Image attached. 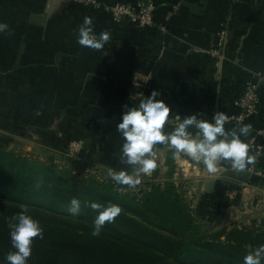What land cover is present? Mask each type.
<instances>
[{"label":"crops","instance_id":"0c3cea01","mask_svg":"<svg viewBox=\"0 0 264 264\" xmlns=\"http://www.w3.org/2000/svg\"><path fill=\"white\" fill-rule=\"evenodd\" d=\"M97 1L109 6L140 0ZM149 1L155 7L151 23L139 27L116 24L74 0H0V23L9 26L0 33V148L12 147L8 134L15 147L43 153H61L81 140L83 154L120 166L116 123L123 107L157 90L170 115L211 119L222 111L226 129L251 126L241 139L252 157L256 147L261 152L243 172L221 162L210 175L203 164L190 167L187 157L173 158L166 144L154 146V171L170 168L174 180H189L191 196L204 201L202 212L212 224L217 217L223 225L255 219L264 228V140L255 133L264 129V83L254 114L243 122L235 120L234 104L264 70V0ZM85 16L97 34L109 32L103 49L77 43ZM218 47L216 58L210 52ZM174 123L170 119L165 130Z\"/></svg>","mask_w":264,"mask_h":264},{"label":"trees","instance_id":"16d2710c","mask_svg":"<svg viewBox=\"0 0 264 264\" xmlns=\"http://www.w3.org/2000/svg\"><path fill=\"white\" fill-rule=\"evenodd\" d=\"M150 191L132 205L118 201L124 210L103 226L112 230L116 238L42 227L43 239L33 238L27 264H244L243 258L250 249L264 245V232L244 228L221 231L210 238L199 235L189 215L170 205L164 194L158 195L160 213L148 211V202L155 199L154 193H160V189ZM0 197L92 223L97 213L87 205L101 203V198L113 199L97 188H86L80 180L62 178L50 170L35 171L2 148ZM72 198L81 202L76 216L68 211ZM7 210L0 206V264H8L6 255L15 251L7 227L12 215ZM129 212L136 218L129 217Z\"/></svg>","mask_w":264,"mask_h":264},{"label":"clouds","instance_id":"9594fccd","mask_svg":"<svg viewBox=\"0 0 264 264\" xmlns=\"http://www.w3.org/2000/svg\"><path fill=\"white\" fill-rule=\"evenodd\" d=\"M8 28L6 23H0V33L7 32ZM76 38L82 47L101 50L109 42L110 34L107 31L97 34L92 18L85 16L76 30ZM160 96L159 91L152 90L148 96L142 94L138 105L123 107L116 131L122 139L120 160L131 167V172L109 170L108 175L117 185L135 187L143 176L157 168L153 151L156 145H168L173 150V158L187 157L190 167L192 163L203 164L210 175L218 172L221 162H228L238 173L254 163V157L249 155V145L241 139L249 135L250 125L226 129L228 117L222 111L214 112L211 119L201 118L200 113L170 115V107L159 99ZM170 119L174 120V127L165 130ZM87 206L97 213L91 232L93 237L99 236L105 223H112L121 213V208L114 204L105 207L92 202ZM80 210L81 202L72 198L69 213L76 216ZM7 227L15 251L6 255V261L8 264H27L33 238L43 239V228L38 220L27 214V209L13 214ZM243 261L244 264H262L264 245L250 249Z\"/></svg>","mask_w":264,"mask_h":264},{"label":"rangeland","instance_id":"374dc122","mask_svg":"<svg viewBox=\"0 0 264 264\" xmlns=\"http://www.w3.org/2000/svg\"><path fill=\"white\" fill-rule=\"evenodd\" d=\"M123 22L126 21L114 23L121 24ZM3 134L4 131L2 128H0V135L2 136ZM12 138H15V136L8 134V142L12 144V147L8 149L9 151H6L14 154V156H16L19 160L22 159L24 165L26 164L35 171L50 170L53 175L61 176L62 178L80 180L82 181L83 185L86 186V188H97L101 193L113 198L112 200L101 198V203L105 204L106 206L113 204L117 205L118 201L121 203L123 202L125 205H132L137 201H141L145 194L151 192L150 190H153L155 187H159L160 193H154L155 199L152 201L150 199V202H148V211L152 210L160 213L162 208L158 203L160 198L158 195L164 194L168 197L167 202H169L170 205H176V210H181L183 213L189 215L193 223L198 227V233L201 236L210 238V236L221 231L228 232L233 229L242 228L251 230L253 232H264V228H260L263 227V224L256 223L255 219L249 220L248 224L246 225L243 223H231L229 225H223L220 223V220L217 217V220H214V224H212L208 216L202 212V208H205L204 201H200L199 198H196L194 195L193 197L191 196V186L189 184V180H185L184 178L183 180H174V175H172V173V176L170 175V171H172L170 168L163 169L161 174L159 172V175L158 170L154 171L153 174H151L152 178L150 176H143L141 178V183L135 187H128L126 185L121 186L117 185L108 175V173L109 170H125L127 172H131V167L126 164H121L120 166H118V163H109L105 165L102 163L98 164L96 154H83V146L82 150L76 154H72L68 149L61 153L36 152L37 150L31 152L25 148L22 149L20 147H15L13 143L15 140L11 142ZM3 142L4 141H2L0 138V146L5 145ZM173 173H175V170H173ZM99 197L100 196H98V199ZM0 206L5 208V210L8 209L7 213L10 215L19 213L23 209H27V214L38 220L41 227H51L64 231L87 234L89 232L91 234L93 229L92 222L80 220L74 217H68L64 215L62 216L38 206L25 205L23 203L9 201L1 197ZM121 209L124 210L123 208ZM3 213H5V211H3ZM126 214L131 218H136L132 212ZM213 225L218 226L216 227ZM216 228H219V230L216 231ZM111 231L112 230L103 227L99 236L111 239L116 238L115 233Z\"/></svg>","mask_w":264,"mask_h":264},{"label":"built area","instance_id":"2783aa9c","mask_svg":"<svg viewBox=\"0 0 264 264\" xmlns=\"http://www.w3.org/2000/svg\"><path fill=\"white\" fill-rule=\"evenodd\" d=\"M78 3L84 4L96 10H101L109 14L114 22L126 21L139 27L149 26L151 23V16L155 10L154 5L149 0H140L134 4L128 3H116L114 5L103 6L96 0H74ZM224 33H220V41L218 46L221 47ZM218 49H212L211 55L219 58ZM264 83V70L257 73L256 79L253 82H249L246 85L245 91L242 96L236 100L235 106L239 108V114L235 118L237 122H243L245 119L254 114L256 106L258 104V86ZM255 133L261 136L264 140V129L257 130ZM83 143L81 141H74L70 144L68 150L72 154L79 153L82 150ZM261 152V148L256 147L254 152V159H258Z\"/></svg>","mask_w":264,"mask_h":264}]
</instances>
